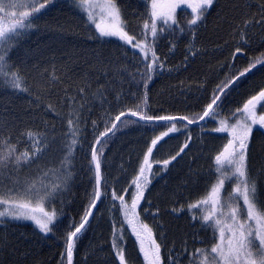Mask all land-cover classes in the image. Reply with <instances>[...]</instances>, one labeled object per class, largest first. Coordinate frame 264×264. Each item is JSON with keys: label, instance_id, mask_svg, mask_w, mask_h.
Instances as JSON below:
<instances>
[{"label": "snow or ice", "instance_id": "6c2138e0", "mask_svg": "<svg viewBox=\"0 0 264 264\" xmlns=\"http://www.w3.org/2000/svg\"><path fill=\"white\" fill-rule=\"evenodd\" d=\"M218 4L71 0L78 22L47 25L56 46L32 48L27 41L57 0H0V226L28 221L41 239L59 240L58 264H88L97 251L107 253L97 264H264V155L253 156L258 138L264 153V83L234 100L264 77V0H231L226 14L217 12L233 50L219 65L222 78L205 73L198 81L195 107H152L159 78L207 54L200 31ZM78 29L81 43L66 44ZM181 37L182 59L173 63ZM178 91L185 95L183 81ZM179 136L182 143L166 148ZM205 137L222 143L208 151ZM118 143L122 152L114 154ZM185 157L187 171L168 188ZM80 176L85 199L73 215L68 197ZM161 180L165 190L154 202ZM165 216L188 218L192 231L179 245ZM94 221L107 224V247L80 261ZM19 251L0 235V264H19L12 260Z\"/></svg>", "mask_w": 264, "mask_h": 264}, {"label": "trees", "instance_id": "16d2710c", "mask_svg": "<svg viewBox=\"0 0 264 264\" xmlns=\"http://www.w3.org/2000/svg\"><path fill=\"white\" fill-rule=\"evenodd\" d=\"M231 0H219L217 10L212 13L205 22V27L200 31L201 43L205 45L208 49L207 54L196 58L189 68L188 71L172 72L170 75L165 74L159 78L156 84L152 88V107L158 109L164 107L167 109L169 105H174L175 110H183L185 105L196 106L197 98L201 96L200 92L196 91V85L199 80L203 79L205 73L209 74L213 78L220 74L222 78V70L219 65L224 63L228 59V53L233 50V41L230 36L229 26L223 22V20L217 19V12L221 13V16L227 13L228 5ZM247 2L255 5L258 0H247ZM59 5L57 8L48 12L47 15L43 16L37 23L40 25L42 31L31 36L30 40L27 41V46L35 48L37 44L45 45L51 44L53 47L56 46V35L46 29L47 25H55L56 22L63 24H73L78 22V17H76L71 11V0H57ZM254 10V9H253ZM80 35H72L68 33L65 35V43L68 45L80 44L84 33L82 30L78 29ZM183 37H181L180 49L177 51L176 56L173 58V63H179L182 59L183 50ZM229 41L227 46L221 48L220 51H214L217 45H223L224 41ZM22 54V52H21ZM253 53H247L251 56ZM259 55V53H255ZM244 63L243 59L240 61V65ZM213 71L209 73V68ZM181 81H183V86L185 88V95L181 96L178 91ZM264 83V77L257 74L248 83L247 88L241 89V92L234 95V100L239 101L243 99V93L248 92L257 85ZM190 87V91L188 90ZM174 97V99H173ZM14 103L22 105L25 103L24 100H14ZM46 119L53 120V115H48ZM138 135V134H137ZM194 136H199V129L193 133ZM184 137L179 136L178 139H173L169 141L166 148H175L177 144L183 142ZM207 141V149L211 151L218 145L222 143L221 139L213 140L211 137L204 138ZM123 149V143H118L114 147V154L121 153ZM126 149L123 150L125 154V159H127ZM264 155L261 153V145L259 138L256 140L253 156ZM189 157H185L181 164L172 170L170 176L167 177V187L175 188L179 183L177 177H183L184 173L187 171V161ZM201 165L205 161H200ZM259 163V160L256 161ZM87 187V180L83 176H80L75 181L72 188V194L68 197L73 200L74 203L69 207V211L75 215L73 209L79 207L80 203L85 199V188ZM165 190V181L161 180L156 188L153 190L151 199L155 202L157 201V196L161 191ZM165 224L170 240H174L177 245H179L181 238H184L187 233H190L192 229L189 227V222L187 217L174 218L171 216H165L162 220ZM7 234L12 240L13 244L19 247L20 251L12 256L13 262H19V264H58L60 259L59 252L62 250L60 241L57 239H41L39 235L34 234V227L27 222H19L15 225H10L6 229L0 226V235ZM109 235L107 231V224L104 221H94L92 229L86 233L83 237L80 245V252L77 259L83 261L86 255L93 252L97 245H103L105 248V238ZM89 245L92 247L90 248ZM131 252V249L129 250ZM106 252H95V255L88 259V264H97V260H103L106 257ZM0 257H4L3 253H0ZM6 258V257H4Z\"/></svg>", "mask_w": 264, "mask_h": 264}, {"label": "rangeland", "instance_id": "374dc122", "mask_svg": "<svg viewBox=\"0 0 264 264\" xmlns=\"http://www.w3.org/2000/svg\"><path fill=\"white\" fill-rule=\"evenodd\" d=\"M24 222H27V223H30L31 224V222H28V221H24Z\"/></svg>", "mask_w": 264, "mask_h": 264}]
</instances>
